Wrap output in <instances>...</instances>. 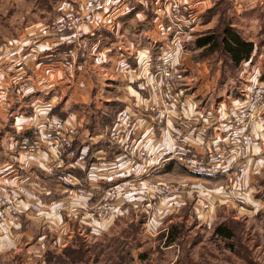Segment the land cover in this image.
Instances as JSON below:
<instances>
[{"label":"built area","instance_id":"1","mask_svg":"<svg viewBox=\"0 0 264 264\" xmlns=\"http://www.w3.org/2000/svg\"><path fill=\"white\" fill-rule=\"evenodd\" d=\"M217 1L91 0L76 11L64 5L62 15L50 26L33 25L26 30L24 40L0 46L1 102L10 86L18 95L32 89L22 61L31 51L28 42L44 41L50 49L66 46L67 52L56 65L71 72L75 56L85 59L90 40L104 24L111 25L112 17L130 11L131 2L150 6L152 28L160 37L158 43L164 42L157 56L142 51L144 57L138 54L134 66L122 64V78L137 83L140 96L120 100L123 111L109 128H103L101 134L88 130L80 134L81 123L75 114L62 118L47 107L40 116V108H36L37 125L12 139L14 160L22 157L33 161L44 174L55 176L66 188L64 205L88 212L101 230L111 226L124 205L142 210L149 229L159 226L167 208L180 198L193 195L198 202V185L156 178L170 164L187 174L220 177L234 186L249 171L264 169L260 148L264 142V83L258 76H251L246 94L233 99L228 109L223 104L215 112H205L199 99L180 85L184 44L201 14ZM79 141L81 147H77ZM102 142L111 143L118 151L109 159L105 151L95 150L89 162L88 152ZM238 191L239 196L232 200L236 207L254 211L244 198L247 192ZM25 210L21 198L0 186L1 235L11 233Z\"/></svg>","mask_w":264,"mask_h":264},{"label":"rangeland","instance_id":"2","mask_svg":"<svg viewBox=\"0 0 264 264\" xmlns=\"http://www.w3.org/2000/svg\"><path fill=\"white\" fill-rule=\"evenodd\" d=\"M62 1L72 6L73 11L84 2H91V0H0V46L9 47L10 42L24 40L26 30L33 25L50 26L56 22L63 13L56 4ZM213 5L201 14L191 38L184 44L185 49L180 58V69L182 68L180 85L187 89L188 93L193 94L194 98L199 99L205 112H215L223 104L227 108L233 99L246 94L252 82L251 76L255 74L264 83V0H222ZM145 11L150 12L148 4L145 10L138 13L139 15L136 16L137 13H134L132 16L135 17H127L128 19L124 16L122 22L120 21L121 34L107 35L101 30L95 36L96 39L90 40L91 49L85 59L86 64L94 67L91 72L87 70L84 73L79 72L77 65L84 59L75 56V70L80 76L83 75L82 78L91 81L92 88L90 100L86 104L80 103L72 107V113L81 123L80 134H86L87 130L90 134H101L105 119L111 118L117 108L112 104L118 98L100 96L102 83L105 80L111 82L114 77L115 70L112 65L119 66V60L122 58L135 62L136 56L143 54L142 51L148 50L152 54L153 49L164 45V42L158 43L160 37L154 33ZM142 13L145 14L143 15L145 19H137ZM227 25L243 39L254 44L256 53L252 70L233 67L220 50L209 53L204 49L194 48L192 42L195 38L219 32ZM96 43L97 45L93 46ZM103 47H107L108 52L99 55ZM35 56L33 62L48 60H39V55ZM27 60L22 58L23 63ZM51 60L60 62L57 58ZM74 64L72 63L73 66ZM47 65L55 67L51 63ZM117 79L122 78L117 74ZM113 82L116 81L113 79ZM105 115L107 117H104ZM5 124V128L8 129L10 122L6 121ZM81 146L82 143L79 141L77 147ZM157 174L156 178L172 182L186 180L189 185L202 184L205 190L209 191L226 185L225 182H207L194 178L179 167H174L164 174ZM260 177V181L262 180L260 183L263 185L261 190L264 191V171ZM198 200L200 202H197L195 197L194 206L200 207L202 199ZM230 205L227 208L219 206L215 220L208 225L198 221L201 224L199 225L195 218L198 215L194 214L192 209L190 212L184 209L173 214L167 213L161 231L153 234L145 229V216L142 210L122 206L119 215L106 231L96 234L87 232V229L72 231L63 247L54 246V236L48 233L41 247L38 243V231L35 227H30L33 240L27 246L22 242L21 247L23 251L29 248L33 251H43L44 264L46 253L53 258L48 264H57L56 260L58 261L59 257L60 264H264V208L256 214H246L245 211L235 214L234 209H228ZM219 224H225L231 229L233 233L231 240H222L213 234L214 228ZM172 227H175L177 235L172 245L167 246L165 235ZM34 229L37 231L36 235ZM78 248L81 249L79 254L70 253V250ZM67 249H70L69 256H65ZM10 253L9 259H3ZM6 254L0 257L1 264H20L19 253L11 251Z\"/></svg>","mask_w":264,"mask_h":264},{"label":"crops","instance_id":"3","mask_svg":"<svg viewBox=\"0 0 264 264\" xmlns=\"http://www.w3.org/2000/svg\"><path fill=\"white\" fill-rule=\"evenodd\" d=\"M56 5L62 8L64 5H68V3L62 1L58 2ZM143 9L145 10L144 7ZM130 11L112 17L111 25L104 24L99 32L102 30L104 34H121L120 21L122 22L124 19L123 17L126 16V18H131L141 13L138 12L139 14L137 13L132 16L131 14L129 15ZM147 12L148 11H145V13ZM143 15L145 14L142 13L137 19L144 20L145 17H143ZM99 32H97V34ZM27 45L31 48V51L28 56H24V59H28L24 63L25 71L30 79L32 89L24 95H18L15 92L16 88L10 86L8 96L0 102V186L8 193L21 198L26 210L20 216L18 223L14 225L10 234H0V257L13 251L14 253H19L20 264L25 262H29L30 264H44L42 259L43 251H33L31 248L23 251V248L21 247L22 242L24 243L23 245L27 246L28 244L30 245V241L33 240V234L30 232L32 229L30 227H35L38 231V243L41 247L48 233L54 236V246L63 247L64 243L69 239L68 235L72 231L75 232L80 231V229H87V232L96 234L106 231L110 227L101 230L99 224L91 220V216L88 212L76 208V205H71L70 207L64 205V190L66 188L55 180V176L51 177L44 174L43 170L39 168L37 163L28 161L22 157H20L18 161L13 158L15 153L12 149V139L15 137L18 138V135L22 134V131L37 125L39 117L36 116V108H40L38 112L40 116L47 111V107H50L52 113L55 110L56 113L54 114H62L68 118L72 113L73 105L80 103L86 104L90 100V91L92 90L90 86L91 81H87L84 79L85 77L82 78L83 75H79L80 71L84 73L86 70L91 72L94 69L92 65L86 64V59H80L81 61L79 62V65H77V70L79 72L75 70L76 64L72 66L71 72H66L64 69L56 65L59 64V62L51 60V58H57V61L61 60L63 56L62 54L68 50L66 46L50 49L44 41H32L28 42ZM96 45L97 43L93 46ZM90 49L89 46V51ZM107 52L108 48L103 47L101 48V53L99 55H104ZM35 53L39 55V60H48L33 62V59H36ZM24 54L25 53H23V55ZM254 56L250 66H246L245 69L251 68L252 70ZM140 57H144V54ZM124 62L129 61L127 58H122L119 60V66L118 64H115V66L112 65L113 70H115V72H113V79L116 82H113L112 79L111 82L105 80V82L102 83L103 85L101 88L103 89L100 94V96H103L102 98H118L116 101H120L122 98H139L140 92L137 83L131 81L127 82L122 78L120 70L122 69V64ZM48 63H51L52 65L54 64L55 67L47 65ZM85 65H87V67H85ZM73 68L75 71L74 74ZM39 71H41V74H39ZM117 74L122 79L118 80ZM5 120L10 122L8 129L5 128ZM21 127L23 129H20ZM2 135L5 137L3 138ZM260 148L264 151V142L260 144ZM263 171L264 169L258 172H253V170L249 171L244 175L241 181L236 183L235 186L234 183L225 179H201L207 182H225L226 185L222 187L220 186L215 191H209L205 190L202 184H197L201 187L199 198L202 199V204L200 207L196 205L194 206L195 198L193 195H189L180 198L178 202L170 205L166 211L168 214H173L180 210L183 211L184 209H187L190 212L192 209L191 211L198 215V217L195 216L196 222H205L207 225L212 224L211 222L215 220L216 211L219 206L227 208L228 205L232 203L228 209H234L236 211L235 214H241V211L243 210H239L232 201L239 196L240 192L238 190H240L245 191V193L247 192V195H245L244 198L253 206L252 208L255 211H245L246 214H256L264 208V197L259 196L260 193L256 187L258 178ZM173 183L187 184V181H174ZM52 202L59 203V205L55 207L51 206ZM124 206L126 208L128 207V205ZM194 207H197V209ZM57 210H59L58 214L56 213ZM193 212L191 214H193ZM162 222L159 226L154 225L152 228L148 229L145 227V229L151 234L160 232V228L163 225ZM35 229L33 230L34 235L37 233ZM65 236H67V238ZM5 256H7V254ZM7 257L3 259H9L11 253L8 254Z\"/></svg>","mask_w":264,"mask_h":264},{"label":"trees","instance_id":"4","mask_svg":"<svg viewBox=\"0 0 264 264\" xmlns=\"http://www.w3.org/2000/svg\"><path fill=\"white\" fill-rule=\"evenodd\" d=\"M222 0H218L215 4H217L218 2H220ZM214 4V5H215ZM213 5V6H214ZM131 7V15H133L134 13H138L140 11H143V7L140 6V4L135 3V2H131L130 4ZM147 19L149 20V22L152 21V14L151 12H147ZM193 46L195 49H204L206 51H209V53H215L218 52L219 50L222 51L223 54L226 55L229 63L235 67H243L246 64H250L252 62V58L255 55V51L256 48L254 46V44L248 40L243 39L235 30H233L229 25L224 26L223 28H221V30L219 32H213L211 34L208 35H203V36H199L197 38H195V40L192 42ZM65 51V50H63ZM152 56L155 57L158 54V48L157 49H153L152 50ZM129 65H135L136 62L134 61H129L128 62ZM112 105L116 106V110L114 111L113 116H111V118H106L104 121V124H102V127H110L112 121L115 119L116 115L118 113H120L121 111H123L124 105L123 103H121L120 101H116L114 102ZM53 113H56V111L54 110ZM60 117L65 118L64 115L62 114H58ZM104 117H107L106 115ZM95 150H103L108 154L109 159L113 158V155L118 151L116 149L115 146H113L111 143L109 142H102L100 144H98L97 146L93 147L89 152H88V160L89 162L91 161V154L93 151ZM174 168V166L172 164L165 166L162 168L161 170V174L167 173L169 171H171ZM57 175V174H56ZM192 177L195 178H200V179H205V180H219L221 179L220 177H209V176H197L194 174H190ZM261 177L258 179L257 181V189L259 190V196L260 197H264V191L261 190V186H263L262 180L260 181ZM261 182V183H260ZM264 184V181H263ZM175 227L171 228V231L168 232L165 235L166 238V245L170 246L172 245L175 237H176V232L174 231ZM169 234V235H168ZM213 234L217 237H219L222 240H231L233 238V233L231 232V229L228 228L225 224H219L214 228ZM67 249L65 251V256H69L70 253H75V254H79L81 252V249H75V250H70ZM69 253V254H68ZM45 262L46 264L50 263L49 261H51L52 256H50V254L46 253L45 254ZM75 259V258H74ZM59 260H61V258H58V261L56 260L57 264H60Z\"/></svg>","mask_w":264,"mask_h":264}]
</instances>
